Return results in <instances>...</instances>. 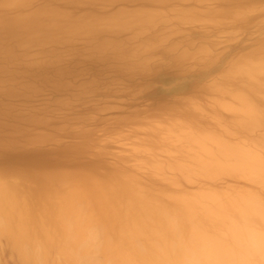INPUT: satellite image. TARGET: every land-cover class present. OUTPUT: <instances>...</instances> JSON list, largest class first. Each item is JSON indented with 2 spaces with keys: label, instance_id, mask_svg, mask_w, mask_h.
Segmentation results:
<instances>
[{
  "label": "rangeland",
  "instance_id": "obj_1",
  "mask_svg": "<svg viewBox=\"0 0 264 264\" xmlns=\"http://www.w3.org/2000/svg\"><path fill=\"white\" fill-rule=\"evenodd\" d=\"M47 1L16 8L0 0V13L22 16ZM69 1L51 7L75 17L122 13L130 20L145 11L157 17L103 24L108 30L95 39L81 32L60 42L26 39L15 49L21 64L9 66L0 54V187L17 185L0 203L8 209L23 204L26 221L40 223L23 238L32 249L27 258L40 264H75L69 253L82 258L81 240L67 243V213L59 205L81 182H51L65 173L93 180L86 197L104 195L103 206L111 208L104 221L122 208V198L108 200L119 181L170 214L184 201L181 211L192 221L172 217L177 225L161 227L142 213L148 231L138 221L105 228L115 242L140 234L134 236L139 247L124 245L115 264H199L180 257L195 230L228 250L227 264H264V0ZM104 39H113L127 57H114L109 46L108 60L94 58ZM25 63L68 72L61 77L51 71L42 81L44 72H24ZM237 63L242 70L231 71ZM249 107L260 122L247 115ZM25 153L36 161H25L31 155ZM39 182L57 192L51 213L33 196ZM88 207V215L99 219L97 206ZM13 219L6 211L0 223ZM86 226L88 233L92 224ZM3 229L0 264H25L19 233ZM95 252L92 262L108 264L106 252Z\"/></svg>",
  "mask_w": 264,
  "mask_h": 264
},
{
  "label": "bare ground",
  "instance_id": "obj_2",
  "mask_svg": "<svg viewBox=\"0 0 264 264\" xmlns=\"http://www.w3.org/2000/svg\"><path fill=\"white\" fill-rule=\"evenodd\" d=\"M54 1L56 0H49V2L47 1V3L44 4L45 6L42 5L36 11L29 14H24L22 16H18V15L9 16L5 13H0V54L3 55L4 58L7 60L9 66L11 65V63L21 64L20 62L17 61L19 57L15 53V49L18 47L17 45L19 43H21L26 39H27L26 42L28 40L32 42L33 41L60 42L68 35H71L72 33L75 32L85 33L90 37H92L93 39H95L96 37H99L104 32H106L105 30H108V28L102 26L103 24H107L108 26H114V25L128 26L131 23V21L148 22L155 20V18L157 17L156 14L149 11L136 12L133 14V16L130 17L131 18L130 20H126L127 17L125 18V16L122 13L114 18L111 17L106 19L97 15H91V13L82 15L80 17H75L73 15L60 12L58 8L51 7L52 2ZM62 1L71 2L69 0H62ZM29 3H31L30 0H5L3 5L4 6L15 5L16 8H20L25 5H28ZM99 42L101 44L97 46H100L101 50L99 53L93 56L94 58L100 60H108L111 57V54L106 52V49L109 46H111V48L114 50V52L112 53L114 57H118V58L127 57L126 51L122 48H119L113 39H104ZM143 64H145V62H142V65ZM22 68L24 72H29V74H37L38 72L40 73L44 72L42 76V81L47 80L48 78L47 74H50L51 71H55L61 77H63L68 72V70L62 67L54 68V69L52 67L49 69L44 67L43 65L38 67H33L32 65L26 63ZM19 70L20 69H16L15 71L17 73L22 72V70L21 71ZM235 70L241 71L242 65L237 63L231 69V71H235ZM246 113L247 115H249V117L253 122H260V119L256 117L254 108L249 107ZM25 154H31V153H25ZM35 159L36 156L32 154L24 157L25 161L34 162L36 161ZM38 161L48 162V159L43 160L38 157ZM62 179L64 180L79 179L81 182V184H79L78 187L68 189V191L66 192L67 195L64 196L66 199L65 200L63 199L61 204H59L60 207L63 208L64 211L67 213L65 217L66 232L70 234L69 238L67 239L68 245L72 246L75 238L77 239L79 238L81 240V243H83L81 247V251L83 253L81 259L75 256L74 255L75 253L68 254V256L71 257V261H74L75 264L77 263L95 264L97 261L92 262L90 260V258H93V256L94 258L98 257L95 255L96 253L95 251H97L98 254L100 251L106 252L108 257L107 260H109L108 264H115L113 261L114 257L119 255L122 252V249L125 248V246L129 244L133 248L139 247L140 242L137 241V239L136 240L134 239V236H140L139 233H138L139 235H137L135 232L133 234H129L127 235V237L121 239L120 242H115V240H112L109 236H107V234H105V228L109 227L110 224L116 223L117 220L121 221L124 224L132 223V221L133 222L138 221L135 223H139L138 224L139 229L142 232L148 231V226L144 223H141L142 213L147 218L157 219L158 220L157 222L161 223L160 225L161 227L177 225L176 221H178V219H184L185 221L183 222H188L190 220L188 216L181 211V205L184 203L183 200L179 201L178 208H174L173 212H171L170 214V211L167 212L162 207L153 208V206L151 205L148 206L146 203L147 202L146 197H144L145 199L139 197L137 195V192L135 191V188L128 186L127 183L124 181H119L120 183L119 188L110 192L111 194L108 196V200L112 202L115 199L117 200L122 198L121 201L122 208L117 213L116 216H113L111 222L104 221L101 216L105 215V213L111 212V208L109 206L106 205L103 206V203L105 201L104 195L101 194V195L86 197L88 195L85 192V188L89 186L91 182H93V180L84 175L82 176L79 174L71 175V174L62 173L61 175L53 176L51 178L52 180L51 182L54 181L56 182ZM32 181H34V179ZM35 183L38 184L37 182ZM13 185L14 184L10 186L14 188L15 186H17V185L15 186ZM10 186L0 187V199L7 195L6 192L9 188H11ZM51 187L52 184L43 183L33 194V196L36 199H39L40 202L42 201L45 204L47 203V206L49 205V207L44 210V212L46 213L48 212L51 213L53 209H55L58 206L56 203L53 202V196L56 195L57 192H52ZM15 196H18V194ZM88 198H92V201L89 202ZM89 204H91L92 207L97 206V211L99 212V217H100L99 219H96L95 217L88 215V212H90L88 209ZM42 205L43 204H41V206ZM24 210L25 209L23 204L16 203V205L14 204L10 206V209H8V207L4 205L3 202L1 201L0 216L1 214L7 211L12 215H15V219H13L15 221L4 222L5 224L1 222L0 230L1 229L4 230L3 228L13 229L14 232L19 233L20 236L17 237L16 241H17V245L21 249L25 264H40L37 260L33 262L32 260H29L27 258L29 252H31L32 249L28 247H24L22 244L23 238L25 237L24 239L27 240V237L29 236L28 230L29 229L38 230V228L40 227V223L38 222L35 223L34 221L33 222L26 221L27 216L23 214ZM48 216L49 215H47V217ZM172 217L175 218L176 221ZM191 217L195 218L194 215H191ZM49 219L50 218L48 217V220ZM87 223L92 224V230L88 231V233H85ZM46 236L47 238H51L50 234H46ZM189 239L190 241L188 242L189 244L187 248L180 253L181 259L189 258V259H193L194 261L196 259L199 261V264L200 263L227 264V260H229V258L231 257L230 254L228 253V250L227 251L226 249L224 250V248L218 242H216L215 240L210 238L207 234L199 230L193 231ZM96 245H99V247ZM92 246L94 249L96 246L95 251L92 248ZM37 251L40 252L39 249H37ZM225 252L227 254H225ZM162 264H167V263L163 262Z\"/></svg>",
  "mask_w": 264,
  "mask_h": 264
}]
</instances>
